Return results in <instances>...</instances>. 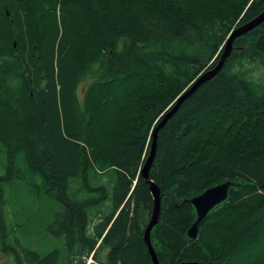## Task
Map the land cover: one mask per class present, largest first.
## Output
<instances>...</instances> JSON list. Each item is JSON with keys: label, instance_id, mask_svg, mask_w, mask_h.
Returning a JSON list of instances; mask_svg holds the SVG:
<instances>
[{"label": "trees", "instance_id": "obj_1", "mask_svg": "<svg viewBox=\"0 0 264 264\" xmlns=\"http://www.w3.org/2000/svg\"><path fill=\"white\" fill-rule=\"evenodd\" d=\"M264 0H0V253L8 264H152L151 134ZM159 264H264V20L157 130ZM57 203L43 251L5 185ZM233 181L199 224L189 201ZM224 231L217 247L204 239Z\"/></svg>", "mask_w": 264, "mask_h": 264}, {"label": "water", "instance_id": "obj_2", "mask_svg": "<svg viewBox=\"0 0 264 264\" xmlns=\"http://www.w3.org/2000/svg\"><path fill=\"white\" fill-rule=\"evenodd\" d=\"M264 20V9L253 19L249 20L246 23H243L241 25H238L234 27L231 32L229 33L223 47L222 51L218 55L217 59L215 60L214 65L203 71L197 79L193 82V84L190 86V88L183 93L180 97H178L176 104L172 109H170L164 116L163 119L156 125V127L153 129L151 134V142L149 145V151L146 155V158L144 160V163L140 169V176H142L145 180V182L149 186L150 193L152 195V199L154 201V193H156V202H155V209L153 211V205L151 209V214L148 220V223L144 229L143 233V239L148 247L149 254L151 256L152 264H159L156 254L154 252V249L152 247L151 241H150V232L152 227L157 223L158 221V215H159V205H160V193L157 185L150 179L149 177V169L151 167L154 154H155V146H156V136H157V130L159 127L165 122V120L170 116V114L174 111L177 104L182 100L183 97L190 94L197 86L198 84L202 83L206 79L212 77L223 65L226 58L229 56L232 48H233V41L239 37L244 35L245 33H248L253 28L257 27L261 24V22ZM211 73V74H210ZM210 74V75H209ZM209 75L208 77H206ZM238 184L233 181H225L222 183H219L217 185L208 187L203 192H201L198 195L193 196L189 201L193 205L195 209V220L191 223L187 230V235L190 238H195L197 236V231L199 224L204 220L205 216L207 215L208 211L215 206L216 204L222 202L226 199L228 190L230 186H237ZM261 187L264 189V184L261 185ZM152 201V202H153ZM153 214V216H152ZM178 264H200L197 261H182ZM208 264V263H207Z\"/></svg>", "mask_w": 264, "mask_h": 264}, {"label": "rangeland", "instance_id": "obj_3", "mask_svg": "<svg viewBox=\"0 0 264 264\" xmlns=\"http://www.w3.org/2000/svg\"><path fill=\"white\" fill-rule=\"evenodd\" d=\"M3 163L4 154L0 149V171H3ZM31 187L32 184L25 181L14 180L10 184L5 185V193L11 211H15L20 217L26 218L25 228L19 230L21 231L20 233L24 237L35 234L31 239L32 247L46 251L57 246L54 237L45 230V223L50 220L53 211L57 210L58 205L51 197L39 198L37 201L33 202ZM198 232L199 231H197V235ZM227 235H225L223 230L219 231L218 229L204 233V239L217 247L218 244L220 245L226 240ZM262 249H264V247ZM90 260L91 257H88L86 259V264L90 263ZM0 264H8L7 258L2 253H0Z\"/></svg>", "mask_w": 264, "mask_h": 264}, {"label": "bare ground", "instance_id": "obj_4", "mask_svg": "<svg viewBox=\"0 0 264 264\" xmlns=\"http://www.w3.org/2000/svg\"><path fill=\"white\" fill-rule=\"evenodd\" d=\"M156 200V193H154V201H153V211H154V209H155V201ZM152 216H153V214H152ZM154 264H155V261H154Z\"/></svg>", "mask_w": 264, "mask_h": 264}]
</instances>
